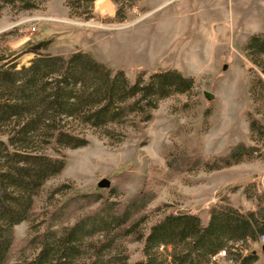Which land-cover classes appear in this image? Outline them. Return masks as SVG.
Returning a JSON list of instances; mask_svg holds the SVG:
<instances>
[{
    "label": "rangeland",
    "instance_id": "1",
    "mask_svg": "<svg viewBox=\"0 0 264 264\" xmlns=\"http://www.w3.org/2000/svg\"><path fill=\"white\" fill-rule=\"evenodd\" d=\"M129 1H96L89 19L75 16L78 12L70 11L66 0H41L31 11H19V4L1 10L0 63L18 56L17 69L28 66L33 48L62 56L83 51L123 71L130 83L140 75L147 83L152 74L168 70L193 80L191 91L160 101L143 128L124 127L120 142L85 131L86 147L61 151L65 169L45 182L34 198L32 218L13 229L10 263L32 258L33 252L25 248L28 240L45 230V220L55 207L78 194H98L124 204L147 181L155 191L148 209L192 214L206 226L210 209L221 200L247 212L255 209V202L244 194L247 186L255 184L264 191V157L188 176L166 175L164 161L173 143L196 147L206 158L223 156L239 143L254 144L247 114L264 116L256 112L249 89L252 80L264 76L243 48L251 35L264 33V0H247L233 8L229 0H213L212 8L206 9L197 7L201 0H133L127 7ZM118 7L123 8V22L115 18ZM102 180L110 182L109 188L99 186ZM62 185L66 188L61 194L50 196ZM84 213L72 211L63 227ZM119 246L129 254L127 264L143 259L142 244ZM251 249L259 257L256 264H264L261 244ZM216 260L226 263L224 258Z\"/></svg>",
    "mask_w": 264,
    "mask_h": 264
},
{
    "label": "trees",
    "instance_id": "2",
    "mask_svg": "<svg viewBox=\"0 0 264 264\" xmlns=\"http://www.w3.org/2000/svg\"><path fill=\"white\" fill-rule=\"evenodd\" d=\"M96 1L66 0L65 5L78 12L75 16L89 19ZM40 2L0 0V16L6 6L19 4V11H31ZM115 18L125 20L123 8H117ZM243 51L264 76V33L251 35ZM28 53L34 54L28 66L17 69L18 56L0 63V264H127L129 254L119 251L122 243L142 244L143 259L132 264H220L216 259L221 252L225 264L258 262L251 246L264 236V191L257 185L244 191L255 202L254 210L241 212L221 200L203 226L192 214L148 209L155 191L146 181L124 204L89 193L66 199L48 214L45 230L28 240L25 248L33 252L32 258L10 263L13 229L32 218L34 198L65 169L61 151L86 147L85 131L120 142L124 127L140 130L160 101L193 88V80L176 70L154 73L147 83L140 75L130 83L123 71L88 52L62 56L33 48ZM249 93L256 112L264 116L260 75L251 81ZM247 122L254 144H236L223 156L206 158L196 147L173 143L164 154L166 175L211 173L262 159L264 119L248 113ZM65 186L50 196L61 194ZM72 211L86 213L63 227Z\"/></svg>",
    "mask_w": 264,
    "mask_h": 264
},
{
    "label": "crops",
    "instance_id": "3",
    "mask_svg": "<svg viewBox=\"0 0 264 264\" xmlns=\"http://www.w3.org/2000/svg\"><path fill=\"white\" fill-rule=\"evenodd\" d=\"M98 1H102V0H98ZM213 0H201L197 7L201 8V9H206V8H212L213 6V3H212ZM247 0H229V1H226L230 8H233V7H238V5H242L244 2H246ZM245 4V3H244ZM190 11V9H189ZM259 32V31H258ZM261 32V31H260Z\"/></svg>",
    "mask_w": 264,
    "mask_h": 264
},
{
    "label": "water",
    "instance_id": "4",
    "mask_svg": "<svg viewBox=\"0 0 264 264\" xmlns=\"http://www.w3.org/2000/svg\"><path fill=\"white\" fill-rule=\"evenodd\" d=\"M204 96L209 100H211L213 98V95H211L209 93H204ZM99 186L104 187V188H108L110 186V182L107 180H102V181H100ZM263 249H264V246H263Z\"/></svg>",
    "mask_w": 264,
    "mask_h": 264
},
{
    "label": "built area",
    "instance_id": "5",
    "mask_svg": "<svg viewBox=\"0 0 264 264\" xmlns=\"http://www.w3.org/2000/svg\"><path fill=\"white\" fill-rule=\"evenodd\" d=\"M32 30L35 31L36 28L35 26H32ZM259 243L263 246L264 245V236L260 238ZM218 257L220 258H224L225 257V253L221 252L220 254H218Z\"/></svg>",
    "mask_w": 264,
    "mask_h": 264
}]
</instances>
